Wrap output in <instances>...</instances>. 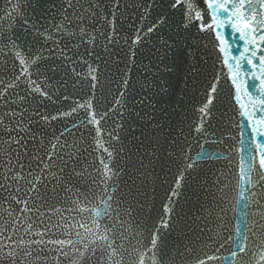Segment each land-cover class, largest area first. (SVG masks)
<instances>
[{
  "label": "snow or ice",
  "instance_id": "snow-or-ice-1",
  "mask_svg": "<svg viewBox=\"0 0 264 264\" xmlns=\"http://www.w3.org/2000/svg\"><path fill=\"white\" fill-rule=\"evenodd\" d=\"M57 3L53 15L50 9ZM7 4L0 10V264H210L220 257L201 254L199 245L208 247L205 238L214 240L207 224L223 222L220 213L227 212L223 206L227 191L235 187L245 200L244 209L254 205L255 211L242 213L243 239L232 255L238 256L237 264H264V0H7ZM104 5L109 6L108 14ZM154 6L159 8L158 14L146 27L138 25L128 44L134 61L135 49L156 37L149 54L155 64L150 59L144 66L141 90L167 93L166 81L159 74L174 70V55L181 49L195 61L188 72L197 78L203 74L197 66L203 61L194 51L198 45L191 43L194 26L197 33L210 34L218 42L213 47L217 60L227 69L234 114L247 122L237 120V136H226L234 140L228 150L238 159L233 167L228 157L224 166L227 172L214 174L215 191L209 194L207 206H201L205 215L199 219L205 222L204 228L197 235V228L186 225L191 229L183 233L187 242L172 246L161 239V228L149 229L138 218L142 184L137 180H146L147 173L138 168L129 175V181L121 180L116 157L123 147H115L119 135L99 127L108 113L93 111L99 68L80 55L82 45H87L85 51L93 55L101 37L108 45L118 44L116 21L126 10L136 9L141 21H148ZM45 13L56 22L46 19ZM17 19L20 27L16 26ZM105 24L107 33L103 31ZM226 27L244 41L239 56L232 54L238 45L230 44L221 31ZM78 63L87 65V75L77 71ZM245 64L253 71H244ZM130 71L126 67L117 81L121 91L114 103L122 108ZM73 77L90 81L88 97L83 102L74 101L66 111L44 114L40 106L59 95ZM205 80L206 101L199 113L207 120L214 99L219 98L220 76ZM249 80L259 84L250 85ZM250 87L258 95L250 92ZM80 110L87 118L80 119L79 124L73 120L72 128L93 127L95 135L89 147L94 157L81 139L69 136L72 128L45 142V136L32 127L70 119ZM201 129L198 124L194 131ZM102 137H107V146L100 142ZM220 158L221 153L203 146L197 154V159L205 162ZM193 167L191 162L181 166L177 187L186 183L185 173ZM245 191L251 200L243 196ZM165 212L167 215L171 209ZM163 227H169L167 221ZM236 230L241 231V225ZM249 233L253 239L245 245Z\"/></svg>",
  "mask_w": 264,
  "mask_h": 264
},
{
  "label": "water",
  "instance_id": "water-1",
  "mask_svg": "<svg viewBox=\"0 0 264 264\" xmlns=\"http://www.w3.org/2000/svg\"><path fill=\"white\" fill-rule=\"evenodd\" d=\"M227 15V14H225ZM225 37L228 39L230 44L238 45L233 47L232 54L239 56L243 51L244 41L239 39V33H233L231 27L221 29ZM214 43L212 35L203 33V96L202 106L206 101V89L207 83L205 78H211V75L218 74L220 76V84L218 86L219 98L214 99L212 106L211 117L207 120L203 119V148L211 152L221 153V158L218 161H203V188H204V206H207L209 200V194L215 189L213 188L214 174L218 171L227 172L224 167L228 164V157H231L233 161V167L235 161L238 159L235 152L228 150L230 145L234 143L226 139L227 135L233 137L237 136V124L236 121H243L242 117L236 116L233 111V102L230 96V82L226 79L227 69L223 68L220 61L217 60L218 52L214 49ZM258 63V60H257ZM244 71H253L250 65L245 64ZM250 85L259 84L258 80H249ZM249 91L253 94L256 93L254 87H250ZM259 115V113L257 114ZM246 125V121H243ZM246 131H250L246 129ZM243 139L246 141L247 146L248 136H244ZM235 184V181H232ZM207 184V188L205 187ZM238 187L231 188L227 191L225 198L224 207L227 209L226 213H220L223 216V222L214 220L207 224L208 228H211V235L214 236V240L205 238V243L208 247H205V252L209 254H215L220 259L210 262V264H237L238 256H233L232 252L237 251L236 244H239L243 239V229L241 223L242 213L244 211L254 212L255 206L253 205L250 209H244L243 205L245 200L240 198L238 195ZM243 196L252 199L251 194L248 191L243 193ZM237 200L239 204L237 205ZM215 207V205H213ZM205 215V213H204ZM241 225V231L236 230V226ZM205 226V222H204ZM249 240L245 241V245L251 243L253 237L249 233ZM235 241V244L233 243Z\"/></svg>",
  "mask_w": 264,
  "mask_h": 264
}]
</instances>
